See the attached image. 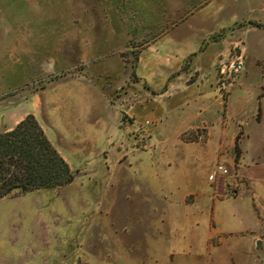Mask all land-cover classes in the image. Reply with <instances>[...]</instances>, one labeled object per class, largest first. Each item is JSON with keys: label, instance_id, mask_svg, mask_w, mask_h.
I'll return each mask as SVG.
<instances>
[{"label": "rangeland", "instance_id": "1", "mask_svg": "<svg viewBox=\"0 0 264 264\" xmlns=\"http://www.w3.org/2000/svg\"><path fill=\"white\" fill-rule=\"evenodd\" d=\"M263 17L251 0H0V133L33 114L56 143L69 138L75 173L69 185L0 200V264H219L196 243L208 205L177 204L188 178L201 193L218 164L227 173L209 188L228 199L217 219L232 233L221 236L222 264H241L237 247L251 237L242 232L257 229V217L264 264V176L245 182L239 172L264 170V140L242 135L264 121V29H246ZM238 56L244 70L222 84L219 60ZM214 58L223 113L229 95L238 109L228 117L238 137L220 155L218 143L216 154L186 143L204 131L182 133L209 119L191 92ZM213 104L211 120L222 109ZM77 129L92 143L79 144Z\"/></svg>", "mask_w": 264, "mask_h": 264}, {"label": "crops", "instance_id": "2", "mask_svg": "<svg viewBox=\"0 0 264 264\" xmlns=\"http://www.w3.org/2000/svg\"><path fill=\"white\" fill-rule=\"evenodd\" d=\"M260 4V10L262 12V15L264 16V0H251V4ZM250 21H257L259 23L262 24V26L258 27H251V25L249 27H247L246 29H251V28H256L259 30L264 29V17L260 18L259 20H250ZM259 47H261V49L264 48V44L261 45H257ZM264 50V49H263ZM242 52L243 54H245V58L247 57V46L244 43L242 45ZM216 61L217 58H214L212 60V63L214 65L213 68H210L209 71H207L206 73H204L201 77L200 80V84H198V82L194 81V84H197V88L194 92H191L192 95L198 97L201 101H202V106L199 107V111L200 114H202L203 112H205L203 115L207 114V117H209V119H205L201 122L200 125L196 124V123H188L186 124L183 128L182 133H187V132H197L198 130H202L205 133V140L204 141H192L189 140L188 142H186L188 145H198V144H204L206 146H209V148H211V150L213 151V153L216 154V152L214 151V149H212V144H219L218 146V152L217 154H222V150L224 149L222 146V143H224L227 139L228 140H232V142H235L237 137H238V132L234 129V126H236V124L238 123L237 118L234 117L233 120H228V117L230 116L231 112H237L238 109L236 108H232V106L230 105V97L231 95H229V100H228V105L225 108L226 114L223 113L224 109H223V104H222V98L221 95L218 91V89L216 88V84H217V67H216ZM251 73H249L248 68H246L244 74H243V79H249L251 78L250 76ZM263 77V76H262ZM264 80V77H263ZM263 84V82L261 83ZM195 86V85H194ZM189 91H193L192 88L188 89ZM207 101V103H206ZM218 103V105L220 104L221 106V110H217V113L214 112L213 115V120H211L212 117L208 116L209 114L211 115L213 107L215 104L213 103ZM206 103V104H205ZM216 107V106H215ZM217 109V108H216ZM261 109L264 111V105L261 106ZM214 111V110H213ZM216 111V110H215ZM220 112L222 113L220 116ZM73 114V113H71ZM235 116V115H234ZM206 117V118H207ZM256 127L254 129V131L251 132H244L242 135L245 137H248L251 139V137L255 140V141H261L264 140V121H262V119L260 121L256 122ZM42 128L44 129L47 137L49 138V140L53 143V145L61 152V155L65 158V160L70 164V166L72 167L71 161L69 159V155L67 154V151H65V149H67L70 144L69 142V138L66 139V137L61 135V140L59 142L61 143H56L51 136L49 135L47 129L44 127V125H42ZM14 127L9 128L6 131H10L12 130ZM4 131V132H6ZM75 133L73 134V136H75L78 139V143H84V144H89L92 143V137L91 134H89V136L84 137V131H81L80 129H77L76 131H74ZM67 140V141H66ZM65 148V149H64ZM72 148V147H69ZM77 148V147H76ZM78 150L83 151L82 148H78ZM84 152V151H83ZM244 152V151H243ZM240 166V163L239 165ZM245 167V168H243ZM243 167H241L239 169V172L243 171L244 174V181H248V176L249 177H261L264 176V170H256L255 168L249 166V165H243ZM187 168H189V166L187 165ZM255 169V170H253ZM234 175V174H233ZM188 183L189 186H191L189 192H186L182 195L181 199L177 202L178 207L180 209H183L185 207H189L192 205H196L199 204V202L202 201L208 205L209 209H210V220L208 221V231L205 234H201L200 236H197V240L196 243L198 245H201L203 247V255L205 256V261L209 260V259H214L219 261L222 264V261H224L227 257H226V251L229 252L227 249L222 248L223 245V241L224 239L221 237L224 235H228V234H232L230 231H225V222L224 220H220L218 221V213L220 211L223 210V205L224 203H226V201L228 199H219L218 196L215 194V192H218V188L214 189H210L209 186L211 185L212 182L207 183V185H205L204 187H202L203 191L201 193H197V191H195V189L192 187L195 185V181L194 180H190L188 178ZM211 187V186H210ZM252 191H254L253 187H251ZM219 193V192H218ZM192 194L194 196H196L195 202L193 204L188 203V198L189 196ZM220 195V194H219ZM236 200V199H235ZM176 210V209H175ZM184 210V209H183ZM178 212V211H176ZM178 217H173L170 222L171 226H172V230L174 231V234H178V232H182L183 230H180L179 225H182V222L177 220ZM257 229L255 230H251V231H246V232H242L243 234H248L249 232H251V237L249 241H245L242 243H239L238 245V250L237 252L240 254V259H241V264H258V257L259 254H256L255 256V244L257 243V240H255V237L259 235V231H260V227H261V222H260V218L257 217ZM220 224V225H219ZM195 228H193L194 230ZM199 234V233H197ZM176 236V235H175ZM195 238V236H194ZM214 239H219V244H212L211 241H213ZM202 254V253H201ZM219 263V264H220Z\"/></svg>", "mask_w": 264, "mask_h": 264}, {"label": "trees", "instance_id": "3", "mask_svg": "<svg viewBox=\"0 0 264 264\" xmlns=\"http://www.w3.org/2000/svg\"><path fill=\"white\" fill-rule=\"evenodd\" d=\"M74 180V171L33 114L0 133V200L16 190L55 189Z\"/></svg>", "mask_w": 264, "mask_h": 264}, {"label": "built area", "instance_id": "4", "mask_svg": "<svg viewBox=\"0 0 264 264\" xmlns=\"http://www.w3.org/2000/svg\"><path fill=\"white\" fill-rule=\"evenodd\" d=\"M219 67H220V75H221L220 80H222V84H224L225 81H228V84H231V82L235 79L236 75H238L244 70L243 57L238 56L236 59L230 62L229 61L226 62V60L220 59ZM226 173L227 170L225 166L218 164L210 171L208 175V181L215 182L218 178L225 175Z\"/></svg>", "mask_w": 264, "mask_h": 264}, {"label": "water", "instance_id": "5", "mask_svg": "<svg viewBox=\"0 0 264 264\" xmlns=\"http://www.w3.org/2000/svg\"><path fill=\"white\" fill-rule=\"evenodd\" d=\"M257 245L259 246L260 244L258 243Z\"/></svg>", "mask_w": 264, "mask_h": 264}]
</instances>
